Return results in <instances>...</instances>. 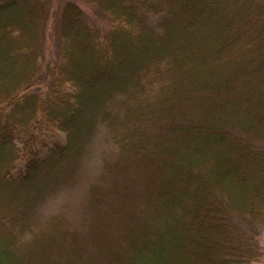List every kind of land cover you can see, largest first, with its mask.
<instances>
[{"label": "trees", "instance_id": "obj_1", "mask_svg": "<svg viewBox=\"0 0 264 264\" xmlns=\"http://www.w3.org/2000/svg\"><path fill=\"white\" fill-rule=\"evenodd\" d=\"M85 1L36 91L45 0H0V264H256L264 0ZM98 130L80 214L38 212Z\"/></svg>", "mask_w": 264, "mask_h": 264}, {"label": "rangeland", "instance_id": "obj_2", "mask_svg": "<svg viewBox=\"0 0 264 264\" xmlns=\"http://www.w3.org/2000/svg\"><path fill=\"white\" fill-rule=\"evenodd\" d=\"M66 3L76 5L82 11L87 21L99 32L105 31L109 25V18L98 11L95 5L85 0H45L46 17L42 34L43 51L38 73L39 83L35 88L36 91L38 89L44 91L47 82L52 76V67L60 50V14ZM13 14V12H10L9 14H5L4 17H9ZM103 138V131L98 130L92 141L84 147L83 155L72 169V175L70 174L71 176L62 184L47 194V197L42 200L38 212L52 215L61 209H68L71 216L77 218L80 214V207L85 199L87 186L98 174L101 160L106 154L107 147L103 145ZM238 191L240 193V186ZM258 243L262 254L256 264H264V226L258 232Z\"/></svg>", "mask_w": 264, "mask_h": 264}]
</instances>
